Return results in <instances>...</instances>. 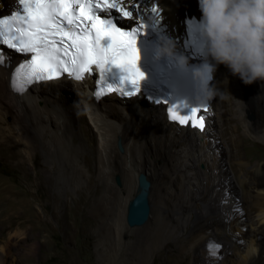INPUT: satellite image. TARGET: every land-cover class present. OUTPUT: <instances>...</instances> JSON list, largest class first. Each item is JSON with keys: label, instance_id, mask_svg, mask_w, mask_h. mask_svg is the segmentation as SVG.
Instances as JSON below:
<instances>
[{"label": "bare ground", "instance_id": "1", "mask_svg": "<svg viewBox=\"0 0 264 264\" xmlns=\"http://www.w3.org/2000/svg\"><path fill=\"white\" fill-rule=\"evenodd\" d=\"M123 3L129 5V0ZM131 4L139 5L144 22L150 16L169 12L173 32L167 28L171 21L166 26L165 20L164 24L157 22L156 26L165 36H173L178 49L187 50L184 19L200 13L196 0H131ZM153 7L158 13L151 12ZM129 10L133 18H125V22H137L135 8ZM15 11L17 0H0V16ZM0 53L5 58L0 64V147L14 150L10 158L19 155L16 150L26 154L21 161L10 160L20 168L38 151L55 182L80 191L75 199L69 196L67 202L83 200L82 189L93 193L91 202L101 205L99 216L112 222V258L121 250L116 252L120 234L126 232V206L142 173L153 191L170 185L169 236L179 225L191 223L178 238L180 249L197 252L192 257L194 264H264V166L259 161L248 162L240 153V133L264 143V104H260L264 103V80L246 85L225 65H216L211 81L216 94L207 100V111L201 112L205 119L201 130L169 122L165 107L140 96L128 100L114 94L96 97L91 79L74 82L60 77L32 84L22 92L13 91V73L24 58L10 51ZM199 57L215 63L205 55V48ZM71 91L75 93L72 98L64 96ZM82 107L97 138L83 123ZM229 110L233 118L226 117ZM250 112L253 118L248 116ZM25 182V192L32 193L25 210L20 204L15 208L25 200H19L20 193L9 183L0 184V264H15L10 236L14 213L27 219L32 204L40 201L33 192L40 186L39 179L33 176ZM39 213L40 218L44 216L41 208ZM159 220V214L150 208L145 233L151 232ZM160 242L162 239L154 236L146 251L133 249L134 264L158 252ZM210 243L219 246L214 255L210 254ZM124 249L119 261L125 258Z\"/></svg>", "mask_w": 264, "mask_h": 264}, {"label": "rangeland", "instance_id": "2", "mask_svg": "<svg viewBox=\"0 0 264 264\" xmlns=\"http://www.w3.org/2000/svg\"><path fill=\"white\" fill-rule=\"evenodd\" d=\"M162 13H159V16L157 15V17L155 16L154 18H157V21L162 24H164L163 21L165 20V26L171 21L170 24L167 25V28L173 32L174 25H171L173 23V16L169 15V12L164 14L163 11ZM172 37L171 35L170 38ZM83 88L84 87H82L81 90H83ZM74 95L75 93L73 91L64 93V96L69 98H72ZM38 104H40V102H38ZM82 108L83 123L90 128V131L94 134V137H96L95 128L92 126L86 110L84 107ZM232 114V110H229L227 111L226 117L233 118ZM248 116L250 118L254 117L251 112ZM231 121L232 123L235 122L234 119ZM238 131L239 133L241 132L240 125H238ZM240 138L242 143L240 153H242L243 157L250 163L259 161L264 166V143L241 133ZM118 150L121 152L119 148ZM11 151L14 150L7 146L0 147V184H10L9 186H11L13 191L20 193L18 196L19 200L21 198L25 199L15 204L16 209H19L18 205L20 204L25 210L28 205L27 199H29L32 194L25 192V181H30L33 176H36L40 181V186L33 188V192L40 201L39 203H34L35 205L32 204L33 207L30 208V217L25 219L23 214L20 217L18 216L19 212L14 213L15 215L12 223L13 229L10 230V236L13 237L14 249L12 248V252L15 264H134L136 258L133 257V249H137L138 252L146 251V248L151 246V240L154 236H159L160 239H162L163 243L160 242L159 244L161 251L159 250L152 257H146L141 264H194L192 257L194 254H197V252L191 249H180V240L178 238L180 236L179 234L191 228V223H188L185 227L179 225V228L177 227L176 231H174L175 233H173V236H169L170 185L166 189L162 188L160 190L156 188L155 191L150 187V208L151 211H156L160 217V220L152 228L153 230L151 232L145 233L146 231H144L148 228V221L141 226L134 227H129L124 223L126 232H121V243L116 247V252L118 249L122 250V248H125L123 250L125 258H121L119 261L121 250H118L117 256L112 258V255H114L113 248L110 245L112 234L114 233L111 226L112 222L107 217L102 219L99 216L101 205L91 202L90 198L93 193L82 189L84 194L83 200L67 202L69 196L75 199L80 191L69 185H67L68 187L65 186V188L59 182H55L56 177L49 173L50 170L44 165L38 151L33 156L32 163L27 161L25 165L23 164L22 168L11 165L10 160L13 159V162L21 161L26 154H23L20 150H16L19 155L10 158ZM11 156H13V154ZM31 164L33 165L32 169L26 168L31 166ZM22 172H26V174L22 175ZM51 177H53V179ZM55 185L56 187L58 186L56 190ZM53 196L55 197L53 198ZM29 205L27 207H29ZM40 208L44 214L41 218V214L39 213ZM250 212L252 213L253 210L251 209ZM165 237L167 241H163ZM132 257L134 259H132Z\"/></svg>", "mask_w": 264, "mask_h": 264}, {"label": "snow or ice", "instance_id": "3", "mask_svg": "<svg viewBox=\"0 0 264 264\" xmlns=\"http://www.w3.org/2000/svg\"><path fill=\"white\" fill-rule=\"evenodd\" d=\"M19 5L22 10L13 12L10 19H0V44L32 54L15 70L13 84L17 91L36 82L57 79L63 73L82 80L93 65L100 72L97 97L113 91L134 95L140 90L144 75L137 67L136 35L145 24L139 5H132L131 0L129 5H124L123 0H19ZM130 7L136 10L137 26L126 31L113 22L112 10L131 20ZM151 12L158 13L157 7ZM98 13L106 16L102 18ZM4 59L0 53V64ZM113 68L117 73H112ZM182 107H170V119L181 125L190 122L203 130L204 116H197L199 108L191 107L181 114ZM218 247L210 243V254L214 255Z\"/></svg>", "mask_w": 264, "mask_h": 264}, {"label": "clouds", "instance_id": "4", "mask_svg": "<svg viewBox=\"0 0 264 264\" xmlns=\"http://www.w3.org/2000/svg\"><path fill=\"white\" fill-rule=\"evenodd\" d=\"M198 5L205 55L215 63H204L193 70V79L198 83L197 103L216 94L211 86L216 65H225L246 85L264 80V0H198ZM157 22L150 16L147 24ZM158 51L180 66L187 63V57L170 37H159Z\"/></svg>", "mask_w": 264, "mask_h": 264}, {"label": "water", "instance_id": "5", "mask_svg": "<svg viewBox=\"0 0 264 264\" xmlns=\"http://www.w3.org/2000/svg\"><path fill=\"white\" fill-rule=\"evenodd\" d=\"M118 148L121 150L119 143ZM149 194L150 183L145 175L140 173L137 176L136 192L126 206L125 223L127 226H141L147 221L150 211Z\"/></svg>", "mask_w": 264, "mask_h": 264}]
</instances>
